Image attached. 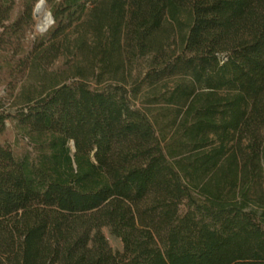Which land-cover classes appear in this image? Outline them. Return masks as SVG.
I'll return each mask as SVG.
<instances>
[{
  "label": "trees",
  "instance_id": "16d2710c",
  "mask_svg": "<svg viewBox=\"0 0 264 264\" xmlns=\"http://www.w3.org/2000/svg\"><path fill=\"white\" fill-rule=\"evenodd\" d=\"M19 3L0 0V136L15 121L30 151L0 144V264H85L105 224L117 264H264V0H45L29 42Z\"/></svg>",
  "mask_w": 264,
  "mask_h": 264
},
{
  "label": "rangeland",
  "instance_id": "374dc122",
  "mask_svg": "<svg viewBox=\"0 0 264 264\" xmlns=\"http://www.w3.org/2000/svg\"><path fill=\"white\" fill-rule=\"evenodd\" d=\"M41 0H20L19 5L15 9V13L18 11L25 12V6H28V9L32 11V17H33V11L36 7V5ZM45 1V0H44ZM45 9L47 12H49V7L47 4H45ZM37 24V19L33 17V23L31 25V28L26 33V41L29 42L31 40H34L36 36L43 35L37 32L35 29V26ZM171 37L169 39V43H174V48L176 47V44L178 42V35H179V26L176 24H173L170 28ZM148 64H149V58H145L143 60H140L133 66V76L139 77L138 79H141L143 75L148 70ZM22 86H19V88ZM172 83L165 82L163 85H159V93L161 95H164L167 88H171ZM19 91V89H17ZM151 88L147 86H143L141 88L140 93L138 94L136 98V105L138 107H145L146 109H149V111L152 113L150 116V119L152 120L155 128L162 132H170L168 128L169 121L173 117H169L170 113L169 111H162L163 109H167L166 105L163 103L161 95L158 97L157 100H148L147 96L150 93ZM6 90H0V98H1V105L3 108H8L9 104H11L10 100L7 99ZM149 103V104H147ZM165 113L166 116H162ZM7 144L11 147L15 155L20 156L25 154L26 152L30 151V147L28 144L27 138L19 131V129L16 126L15 121H8L6 123V130L5 132L0 136V144ZM246 142H242V148H245ZM262 186L264 189V166H263V172H262ZM122 252V244L119 239H117L115 236H113L110 226L108 224H105L100 227H95L90 233L89 242L85 248L84 251V263L85 264H117L116 262V256L117 254Z\"/></svg>",
  "mask_w": 264,
  "mask_h": 264
},
{
  "label": "water",
  "instance_id": "95a60500",
  "mask_svg": "<svg viewBox=\"0 0 264 264\" xmlns=\"http://www.w3.org/2000/svg\"><path fill=\"white\" fill-rule=\"evenodd\" d=\"M45 1L44 0H41L39 1V3L36 5L34 11H33V17L36 18V10H37V7L39 5H42V6H45ZM48 14V20L45 21L43 24H40L37 22L36 26H35V29L37 30L38 33L40 34H44L45 32H47V30L49 29V27L53 24V18L50 14V12H47ZM73 148V146H72Z\"/></svg>",
  "mask_w": 264,
  "mask_h": 264
},
{
  "label": "bare ground",
  "instance_id": "6f19581e",
  "mask_svg": "<svg viewBox=\"0 0 264 264\" xmlns=\"http://www.w3.org/2000/svg\"><path fill=\"white\" fill-rule=\"evenodd\" d=\"M36 19L37 22L43 24L45 21L48 20V14L45 9V6L39 5L36 10Z\"/></svg>",
  "mask_w": 264,
  "mask_h": 264
}]
</instances>
